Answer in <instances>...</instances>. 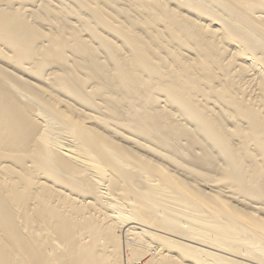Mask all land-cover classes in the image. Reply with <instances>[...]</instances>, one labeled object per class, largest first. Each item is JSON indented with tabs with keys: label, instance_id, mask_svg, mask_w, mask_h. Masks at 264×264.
Returning <instances> with one entry per match:
<instances>
[{
	"label": "bare ground",
	"instance_id": "obj_1",
	"mask_svg": "<svg viewBox=\"0 0 264 264\" xmlns=\"http://www.w3.org/2000/svg\"><path fill=\"white\" fill-rule=\"evenodd\" d=\"M264 264V0H0V264Z\"/></svg>",
	"mask_w": 264,
	"mask_h": 264
},
{
	"label": "built area",
	"instance_id": "obj_2",
	"mask_svg": "<svg viewBox=\"0 0 264 264\" xmlns=\"http://www.w3.org/2000/svg\"><path fill=\"white\" fill-rule=\"evenodd\" d=\"M140 264V263H139Z\"/></svg>",
	"mask_w": 264,
	"mask_h": 264
}]
</instances>
